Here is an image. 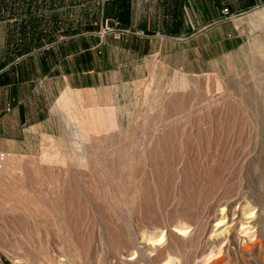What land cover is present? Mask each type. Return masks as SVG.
I'll use <instances>...</instances> for the list:
<instances>
[{
  "label": "rangeland",
  "instance_id": "374dc122",
  "mask_svg": "<svg viewBox=\"0 0 264 264\" xmlns=\"http://www.w3.org/2000/svg\"><path fill=\"white\" fill-rule=\"evenodd\" d=\"M96 102L8 152L0 264H264V25L209 71L154 66Z\"/></svg>",
  "mask_w": 264,
  "mask_h": 264
},
{
  "label": "crops",
  "instance_id": "0c3cea01",
  "mask_svg": "<svg viewBox=\"0 0 264 264\" xmlns=\"http://www.w3.org/2000/svg\"><path fill=\"white\" fill-rule=\"evenodd\" d=\"M224 3L232 20L222 17ZM103 21L121 34L100 36ZM263 25L264 0H4L0 151H27L40 134L69 131L83 109L70 105L97 106L98 92L144 79L154 66L209 71Z\"/></svg>",
  "mask_w": 264,
  "mask_h": 264
},
{
  "label": "built area",
  "instance_id": "2783aa9c",
  "mask_svg": "<svg viewBox=\"0 0 264 264\" xmlns=\"http://www.w3.org/2000/svg\"><path fill=\"white\" fill-rule=\"evenodd\" d=\"M223 13L224 14H229L228 9L227 8H224L223 9ZM117 24L118 23L115 22V24L112 26V25L109 24L108 21H105L104 24H103V26H102V28H101V30H100V33L103 34V33H109V32L114 31V29L117 26ZM8 155H9L8 152L0 151V169H2V167H3L4 163H5L6 158H7Z\"/></svg>",
  "mask_w": 264,
  "mask_h": 264
},
{
  "label": "bare ground",
  "instance_id": "6f19581e",
  "mask_svg": "<svg viewBox=\"0 0 264 264\" xmlns=\"http://www.w3.org/2000/svg\"><path fill=\"white\" fill-rule=\"evenodd\" d=\"M261 16H262V14H261ZM178 80V79H177ZM176 82V81H175ZM178 82V81H177ZM179 88V87H178ZM113 97H115V96H113ZM114 100V99H113ZM83 101V100H82ZM252 215H253V213H252ZM246 217V216H245ZM249 217V216H248ZM244 226H242L241 228H243ZM175 232H177V234H179V235H181V234H184V232H185V230H183V229H176V230H174ZM221 249V248H220ZM165 264H172V262H171V260H167L166 261V263Z\"/></svg>",
  "mask_w": 264,
  "mask_h": 264
},
{
  "label": "trees",
  "instance_id": "16d2710c",
  "mask_svg": "<svg viewBox=\"0 0 264 264\" xmlns=\"http://www.w3.org/2000/svg\"><path fill=\"white\" fill-rule=\"evenodd\" d=\"M118 20L120 21V23H121V17H118Z\"/></svg>",
  "mask_w": 264,
  "mask_h": 264
}]
</instances>
